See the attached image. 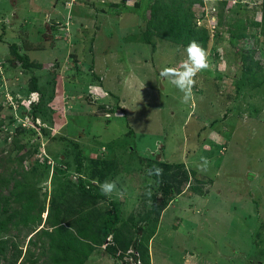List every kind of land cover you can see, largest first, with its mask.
<instances>
[{
	"label": "rangeland",
	"instance_id": "obj_1",
	"mask_svg": "<svg viewBox=\"0 0 264 264\" xmlns=\"http://www.w3.org/2000/svg\"><path fill=\"white\" fill-rule=\"evenodd\" d=\"M152 1L0 0V158L24 156L29 168L46 156L49 176L56 166L69 178L76 150L83 162H112V176L94 182L115 180L117 190L95 207L112 212L130 241L154 232L149 264H264V81L250 85L264 80V37L251 24L264 0L226 1L218 28L219 0L190 9L209 29V68L191 98L160 75L185 48L153 38L152 50L142 40ZM238 20L246 30L234 39L227 24ZM12 44L35 66L17 62ZM159 163L169 165L164 194L148 175ZM84 169L88 181V161ZM41 179L49 190L48 175ZM152 200L167 204L150 211ZM17 238L24 250L28 237ZM111 245L108 237L85 264H139L130 250L111 258Z\"/></svg>",
	"mask_w": 264,
	"mask_h": 264
},
{
	"label": "trees",
	"instance_id": "obj_2",
	"mask_svg": "<svg viewBox=\"0 0 264 264\" xmlns=\"http://www.w3.org/2000/svg\"><path fill=\"white\" fill-rule=\"evenodd\" d=\"M226 1L228 0H219L216 11L212 14L216 17L214 23L216 28L223 24L222 9ZM202 2L203 0H153L148 10L145 29L142 31V40L150 45L152 50H155L153 38L183 48H186L189 41L196 40L206 49L209 29L201 19L203 23H196L197 18H194L190 11L194 6L201 7ZM259 7L260 19L251 24L257 27L259 34L264 37V3ZM227 25L228 33L232 38L244 37L246 27L242 22L238 20ZM15 48L16 46L12 44L11 53L17 62L23 67L35 66L26 62V56H19ZM250 69L249 66L245 67L246 72ZM263 81L256 80L250 85L257 88ZM30 89V92L40 95L35 78H31ZM15 102L18 105V101ZM29 111L28 115L33 122L38 112V103L30 104ZM16 143L14 139L18 150L20 146ZM31 154L28 153L26 156ZM73 157L74 178L66 175V167L60 169L56 166L49 176L46 156L33 159L29 168L21 165L25 160L24 156L12 157L6 154L4 161L0 158V261L2 264H85L95 248L103 245L108 237L112 245L105 247L104 251L108 252L111 258L120 259L119 254L130 250L135 262L149 264L148 245L154 232L130 241L118 227H115L116 219L112 212H107L106 216L102 217L95 207L97 202L102 200L103 194L94 180L101 179L105 173L112 176L113 163L95 159H85L83 162L78 150ZM87 161L88 181L84 177ZM98 166H102L103 170L98 169ZM158 166L162 170L169 167L164 163H159ZM43 174L48 175L49 190L41 185ZM162 175H153V177L163 193ZM159 203V200H152L150 211H158L160 204V207L164 208L167 201ZM150 211L143 216L142 222L147 223ZM43 212L45 217L42 220ZM11 230H17L18 233L11 236ZM138 230L143 233L147 227L141 225ZM20 231L23 232V238L28 237L24 250L19 246L17 238ZM32 247L38 248L37 254L31 250ZM40 257H44L41 262H39Z\"/></svg>",
	"mask_w": 264,
	"mask_h": 264
},
{
	"label": "clouds",
	"instance_id": "obj_3",
	"mask_svg": "<svg viewBox=\"0 0 264 264\" xmlns=\"http://www.w3.org/2000/svg\"><path fill=\"white\" fill-rule=\"evenodd\" d=\"M186 58L178 67H165L161 70L162 78L170 79L171 83L181 91L185 97L191 98L192 89L196 83L198 73L209 68V54L207 50L196 40L189 41L185 48ZM207 161L203 162L201 170L207 166ZM163 170L160 168L148 169V175H162ZM117 182L115 180H105L99 184V188L104 194H111L117 190ZM151 195V193H148Z\"/></svg>",
	"mask_w": 264,
	"mask_h": 264
},
{
	"label": "crops",
	"instance_id": "obj_4",
	"mask_svg": "<svg viewBox=\"0 0 264 264\" xmlns=\"http://www.w3.org/2000/svg\"><path fill=\"white\" fill-rule=\"evenodd\" d=\"M185 264V263H184Z\"/></svg>",
	"mask_w": 264,
	"mask_h": 264
}]
</instances>
